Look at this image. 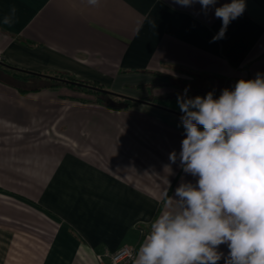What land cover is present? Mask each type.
Instances as JSON below:
<instances>
[{
	"label": "crops",
	"instance_id": "0c3cea01",
	"mask_svg": "<svg viewBox=\"0 0 264 264\" xmlns=\"http://www.w3.org/2000/svg\"><path fill=\"white\" fill-rule=\"evenodd\" d=\"M230 2L205 15L199 3L174 0H0V60L143 100L113 108L64 86L20 92L0 80V264H111L96 254L122 245L135 258L165 192L175 197L181 182L198 179L180 166L183 113L150 97L200 84L202 96L218 98L264 75V0H245L243 15L211 42L222 26L215 7ZM13 7L14 22L3 24ZM173 70L187 72L191 87L152 75Z\"/></svg>",
	"mask_w": 264,
	"mask_h": 264
},
{
	"label": "clouds",
	"instance_id": "9594fccd",
	"mask_svg": "<svg viewBox=\"0 0 264 264\" xmlns=\"http://www.w3.org/2000/svg\"><path fill=\"white\" fill-rule=\"evenodd\" d=\"M174 2L199 3L207 15L217 0ZM87 4L99 7L101 0ZM245 9V0L215 7L222 26L211 42L223 39ZM15 14L13 7L3 24L11 25ZM187 91L177 96L185 132L179 161L198 179L181 182L175 197L165 192L164 210L151 221L133 264H218L222 258L224 264H264V75L240 79L218 98L212 92L186 98ZM177 158L169 154L172 163Z\"/></svg>",
	"mask_w": 264,
	"mask_h": 264
},
{
	"label": "trees",
	"instance_id": "16d2710c",
	"mask_svg": "<svg viewBox=\"0 0 264 264\" xmlns=\"http://www.w3.org/2000/svg\"><path fill=\"white\" fill-rule=\"evenodd\" d=\"M0 80L8 84L16 85L20 92L36 90L40 89L41 87L53 88V86H60L64 84L74 91L91 95V97L93 96V101L104 105L105 102L103 99L107 97H110L114 100L127 102V104L130 106L137 105L142 102L141 99L131 98L114 93L107 88L102 87L101 84L95 81L81 79L71 75L68 72L64 73V71H52L48 73H35L15 67L13 65H9V63L3 60H0ZM31 81H33V84L30 83ZM24 84L28 85L26 86ZM83 99L89 100L90 98ZM149 100L154 102L153 98Z\"/></svg>",
	"mask_w": 264,
	"mask_h": 264
},
{
	"label": "rangeland",
	"instance_id": "374dc122",
	"mask_svg": "<svg viewBox=\"0 0 264 264\" xmlns=\"http://www.w3.org/2000/svg\"><path fill=\"white\" fill-rule=\"evenodd\" d=\"M174 72H170V73H152V75H154V77H156V81H159L162 84H171L173 85L175 88H178L180 86H187L188 84H183L184 81H186L189 76V74H187V72L184 71H179L177 72L176 70H173ZM213 85H215L214 83L210 84V88L213 89ZM60 86H64L66 88H68L66 85L62 84ZM145 86V85H144ZM199 89H195V91H193V89H191V85L189 84L188 87L190 88V90L188 89V91H192L191 94L187 93L186 98H194L196 96H201L200 90L202 89L200 87V84H198ZM135 87H143V85H139V86H135ZM146 87V86H145ZM70 89V88H69ZM72 90V89H71ZM183 90V89H182ZM187 91V92H188ZM212 92V91H211ZM85 94V93H83ZM91 100L92 98H94L93 96L91 97V95L86 94ZM214 98L216 97L215 94H213ZM154 99V101L160 102L162 104L168 105L169 108L170 107H175V109H177V111H180L178 105H177V98H168V97H160V96H155L152 97Z\"/></svg>",
	"mask_w": 264,
	"mask_h": 264
},
{
	"label": "built area",
	"instance_id": "2783aa9c",
	"mask_svg": "<svg viewBox=\"0 0 264 264\" xmlns=\"http://www.w3.org/2000/svg\"><path fill=\"white\" fill-rule=\"evenodd\" d=\"M104 255L109 257L111 264H130L134 258V248L128 245H122L113 252L96 254L98 263L102 261Z\"/></svg>",
	"mask_w": 264,
	"mask_h": 264
},
{
	"label": "water",
	"instance_id": "95a60500",
	"mask_svg": "<svg viewBox=\"0 0 264 264\" xmlns=\"http://www.w3.org/2000/svg\"><path fill=\"white\" fill-rule=\"evenodd\" d=\"M235 84L233 85V89L235 87ZM103 100L105 102V105L113 107V108H121V107H125V106L128 105L127 102L120 101V100H114V99H111L110 97H107V98H105Z\"/></svg>",
	"mask_w": 264,
	"mask_h": 264
},
{
	"label": "flooded vegetation",
	"instance_id": "af4514ba",
	"mask_svg": "<svg viewBox=\"0 0 264 264\" xmlns=\"http://www.w3.org/2000/svg\"><path fill=\"white\" fill-rule=\"evenodd\" d=\"M117 94H118V93H117ZM120 95H122V94H120ZM123 96H125V95H123ZM128 97H129V96H128ZM152 97H154V96H151L150 99H152ZM146 98H147V97H146ZM146 100H148V99H146Z\"/></svg>",
	"mask_w": 264,
	"mask_h": 264
}]
</instances>
